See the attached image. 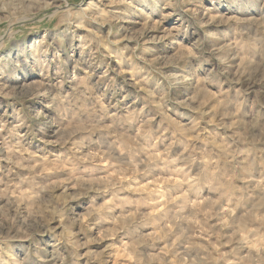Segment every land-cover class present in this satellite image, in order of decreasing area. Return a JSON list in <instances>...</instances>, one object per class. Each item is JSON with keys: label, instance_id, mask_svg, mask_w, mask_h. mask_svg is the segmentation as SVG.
I'll use <instances>...</instances> for the list:
<instances>
[{"label": "rangeland", "instance_id": "374dc122", "mask_svg": "<svg viewBox=\"0 0 264 264\" xmlns=\"http://www.w3.org/2000/svg\"><path fill=\"white\" fill-rule=\"evenodd\" d=\"M0 264H264V0H0Z\"/></svg>", "mask_w": 264, "mask_h": 264}]
</instances>
